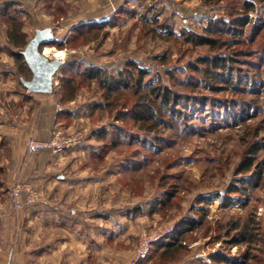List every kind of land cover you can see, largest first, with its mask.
Masks as SVG:
<instances>
[{
    "label": "rangeland",
    "instance_id": "rangeland-1",
    "mask_svg": "<svg viewBox=\"0 0 264 264\" xmlns=\"http://www.w3.org/2000/svg\"><path fill=\"white\" fill-rule=\"evenodd\" d=\"M245 1L0 0V264H130L144 235L159 239L137 264H210L216 254L264 264V0H249L261 30L223 34L229 42L221 49L197 46L182 33L244 14ZM10 16L22 24L23 48L8 35ZM45 47L65 53L45 55ZM31 51L56 67L49 94L31 92L32 72L20 71L16 53ZM217 52L237 57L235 67L252 76L247 89L189 68ZM130 63L145 72L142 91L167 85L182 96L176 118L160 127L137 122L134 88L108 92L85 74L99 67L137 77ZM47 97L57 109L73 100L79 108V117L56 121L51 134L81 132L83 140L60 155H32L27 139H43L30 130L31 119ZM254 143L262 176L230 192L256 175L237 172ZM18 183L37 191L34 204H15ZM223 197L235 202L224 205ZM246 226L255 241L233 243ZM171 235L182 241L167 247Z\"/></svg>",
    "mask_w": 264,
    "mask_h": 264
},
{
    "label": "trees",
    "instance_id": "trees-1",
    "mask_svg": "<svg viewBox=\"0 0 264 264\" xmlns=\"http://www.w3.org/2000/svg\"><path fill=\"white\" fill-rule=\"evenodd\" d=\"M6 10L9 4H6ZM245 6L244 14H237L238 16H230L229 19H210L203 29L202 33H197L193 30H182L183 35H185L186 40L197 46H206L210 51H215L216 49H221L228 44L229 40L222 39V35H233V37L243 35V30L250 28V30L259 32L261 26H257L255 23H252V17L249 15L250 10H254V3L246 0L243 4ZM10 22L9 28V37L11 42L17 48H23L27 45L26 35L22 33V24L16 21V18L10 16L8 18ZM92 27H96V24H92ZM89 26V25H88ZM91 26V24H90ZM171 33V31H170ZM219 36V39L216 38ZM54 42H51L52 44ZM227 48V47H226ZM247 52V51H245ZM244 51L241 53L246 54ZM249 55V53H247ZM252 54V53H251ZM15 57L19 60L20 71L27 74L31 73V70L28 67L24 54L17 52ZM236 56L233 53H214L212 55H206L200 58L197 62L189 64V68L193 72L205 74V76L212 77V79L217 80V78H222L226 80L229 84L230 89H247L251 84L252 76L249 73L243 72V70L236 68ZM264 63V60H263ZM251 64V63H249ZM133 69L138 71L137 77L133 76L132 70L129 72H120L118 77L115 75H110L102 71L99 67H91L85 71V74L88 75L90 79H97L100 82L101 87L105 88L108 92H112L119 86H124L126 88H134V92L139 94V100L132 107V114L134 119L137 122H143V124L150 123L151 126L160 127L163 123L166 122L167 117H170V120L176 118L175 106H177L182 99V96L179 95L175 90L170 88L167 85H158V86H148V90L142 91L144 88H147V85L144 83L145 72L141 69H138L133 64H129ZM252 66V65H251ZM27 69V70H26ZM262 84V83H261ZM141 92V94L139 93ZM144 92V93H142ZM150 96V100H145V97ZM190 98V96L186 97ZM194 100L192 97L190 99ZM260 145L254 143L246 151V155L243 161L238 167V174H247L250 172L255 173V177H247L241 179L234 187L231 188L230 192L240 193L245 191L249 186H254L258 184L262 176V168L255 162L254 157L260 151ZM248 184L247 187L242 185ZM244 188V190H242ZM232 197H223L222 202L226 201L224 205H230L234 203L231 199ZM205 201V200H204ZM246 202L243 203L245 205ZM186 224L191 225V228L194 229L198 225V222L195 220H190ZM189 225H185V228H190ZM249 227L246 226L239 236L234 238L233 243H253L255 241L256 235L249 232ZM169 241H166L167 247H174L178 242L182 240L178 236H168ZM181 244V243H180ZM249 256H245V260H241L238 257H231L228 255H219L216 254L211 257L212 262L210 264H248Z\"/></svg>",
    "mask_w": 264,
    "mask_h": 264
},
{
    "label": "built area",
    "instance_id": "built-area-1",
    "mask_svg": "<svg viewBox=\"0 0 264 264\" xmlns=\"http://www.w3.org/2000/svg\"><path fill=\"white\" fill-rule=\"evenodd\" d=\"M119 3H123L126 0H118ZM83 133L63 131L61 129H54L51 136L47 140H39L34 136L27 139V151L28 153L35 155L41 151H51L56 155H60L66 151H70L78 147L83 140ZM26 192V202L22 204L21 196L22 192ZM13 199L17 206L24 207V205L34 204L39 195L36 190L32 189L26 183H18L13 191ZM159 239V237H150L144 235L141 238L140 245L136 251V255L130 264H137L138 262L144 260L154 244Z\"/></svg>",
    "mask_w": 264,
    "mask_h": 264
},
{
    "label": "crops",
    "instance_id": "crops-1",
    "mask_svg": "<svg viewBox=\"0 0 264 264\" xmlns=\"http://www.w3.org/2000/svg\"><path fill=\"white\" fill-rule=\"evenodd\" d=\"M47 98L48 99H45L44 102L39 105V113H37V116H33L31 119L32 126L30 129L35 131L38 137L43 140L50 137L56 121L70 123L74 117H79L78 115L76 116V114L79 113V108L74 100L70 102L68 107L57 109L54 105V98Z\"/></svg>",
    "mask_w": 264,
    "mask_h": 264
},
{
    "label": "water",
    "instance_id": "water-1",
    "mask_svg": "<svg viewBox=\"0 0 264 264\" xmlns=\"http://www.w3.org/2000/svg\"><path fill=\"white\" fill-rule=\"evenodd\" d=\"M25 59L33 74L32 80L26 82L28 89L38 92H51L56 67L32 51Z\"/></svg>",
    "mask_w": 264,
    "mask_h": 264
},
{
    "label": "bare ground",
    "instance_id": "bare-ground-1",
    "mask_svg": "<svg viewBox=\"0 0 264 264\" xmlns=\"http://www.w3.org/2000/svg\"><path fill=\"white\" fill-rule=\"evenodd\" d=\"M64 53H65L64 51H59L56 48L45 47V49H44V54L45 55H52L53 57L62 56ZM31 92H34V93H42V94H49L50 93V92H38V91H31Z\"/></svg>",
    "mask_w": 264,
    "mask_h": 264
}]
</instances>
